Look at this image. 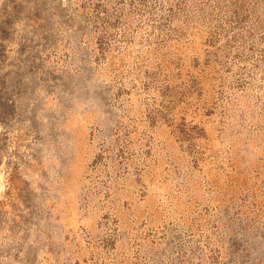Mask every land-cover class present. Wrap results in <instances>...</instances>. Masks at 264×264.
I'll return each mask as SVG.
<instances>
[{
	"label": "rangeland",
	"instance_id": "1",
	"mask_svg": "<svg viewBox=\"0 0 264 264\" xmlns=\"http://www.w3.org/2000/svg\"><path fill=\"white\" fill-rule=\"evenodd\" d=\"M0 264H264V0H0Z\"/></svg>",
	"mask_w": 264,
	"mask_h": 264
}]
</instances>
